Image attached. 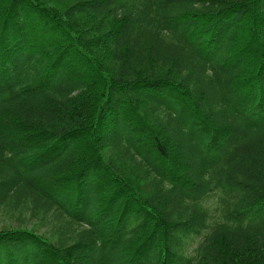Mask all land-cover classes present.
Returning <instances> with one entry per match:
<instances>
[{
  "label": "trees",
  "instance_id": "16d2710c",
  "mask_svg": "<svg viewBox=\"0 0 264 264\" xmlns=\"http://www.w3.org/2000/svg\"><path fill=\"white\" fill-rule=\"evenodd\" d=\"M2 211L0 264H264V0H0Z\"/></svg>",
  "mask_w": 264,
  "mask_h": 264
},
{
  "label": "rangeland",
  "instance_id": "374dc122",
  "mask_svg": "<svg viewBox=\"0 0 264 264\" xmlns=\"http://www.w3.org/2000/svg\"><path fill=\"white\" fill-rule=\"evenodd\" d=\"M6 41L7 44H10L11 39L8 37V35H5L4 37V42ZM5 45V43H4ZM5 47H7L5 45ZM2 57V56H1ZM2 59V58H1ZM24 219V220H23ZM9 227H27V228H34L38 230L39 232H47L45 227H40L38 220L35 219H28V218H18L17 214L14 212L11 213H5L2 211L0 213V228H9ZM202 237H195L193 240H191V243L189 244L190 246V251H192L195 246L198 244L199 240Z\"/></svg>",
  "mask_w": 264,
  "mask_h": 264
}]
</instances>
